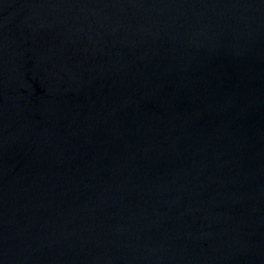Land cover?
<instances>
[{
    "label": "water",
    "instance_id": "obj_1",
    "mask_svg": "<svg viewBox=\"0 0 264 264\" xmlns=\"http://www.w3.org/2000/svg\"><path fill=\"white\" fill-rule=\"evenodd\" d=\"M0 264H264V0H0Z\"/></svg>",
    "mask_w": 264,
    "mask_h": 264
}]
</instances>
